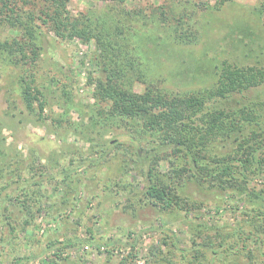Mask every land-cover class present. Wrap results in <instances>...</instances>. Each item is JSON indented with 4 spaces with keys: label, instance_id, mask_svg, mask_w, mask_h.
Returning a JSON list of instances; mask_svg holds the SVG:
<instances>
[{
    "label": "rangeland",
    "instance_id": "obj_1",
    "mask_svg": "<svg viewBox=\"0 0 264 264\" xmlns=\"http://www.w3.org/2000/svg\"><path fill=\"white\" fill-rule=\"evenodd\" d=\"M46 5L23 0L20 11L24 19L28 13L41 16ZM171 9L177 18L189 17L178 31L161 23V12ZM67 10L74 19L90 21L101 44L60 38L37 20L42 32L37 64L0 58V162L11 165V173L0 176V188L8 184L0 192V264H159V259L197 264L188 263L181 251L170 256L152 247L167 252L163 239L171 236L190 251L197 229L210 237L231 235L226 239L234 243L237 230L248 229L246 210L264 205V168L250 175L247 193L188 181L182 193L198 209L158 211L140 200L146 183L141 164L147 159L141 152L139 158L131 131L92 122L100 119L99 111L109 110L95 96L96 83L109 75L107 68L124 71L123 81L135 92L150 87L182 95L214 88L226 62L263 68L264 0H71ZM4 24L2 40L21 36ZM31 75L47 103L42 116L23 101L21 78ZM260 102L264 85L216 98L208 107ZM258 126L264 127V120ZM137 143L157 146L158 138ZM215 147L224 155L237 150L234 137L218 138ZM159 170L167 174L169 161L162 159ZM18 195L30 196L33 217L21 203L7 210V199ZM18 223L13 232L11 224ZM249 262L235 256L218 261Z\"/></svg>",
    "mask_w": 264,
    "mask_h": 264
},
{
    "label": "trees",
    "instance_id": "obj_2",
    "mask_svg": "<svg viewBox=\"0 0 264 264\" xmlns=\"http://www.w3.org/2000/svg\"><path fill=\"white\" fill-rule=\"evenodd\" d=\"M20 1L23 0H0V26L6 20L12 28L22 31L21 36L17 38H0V58H4V61L17 64L21 60L25 62L29 59L30 62H26V65L37 64L42 47V32L39 30L41 26L37 20H42L43 25L60 38H81L86 42L96 39L101 44V33L96 31L90 21L70 16L67 7L71 0H46L47 5L41 16L28 13L25 19L20 11ZM111 1L124 4L127 0ZM174 12L173 9L162 11L161 23L168 24L169 28L178 31L179 27L184 25V20L189 17L184 14L177 18L178 14ZM169 18L173 20L169 21ZM174 20L177 21L175 24ZM29 50L33 54L31 58L26 53ZM104 72L109 75L97 79L95 96L98 102L105 104L109 110L99 111L100 119L93 118L92 122L96 126L121 125L131 131L134 136L132 144L133 147L137 145L139 158L141 152L147 159L141 164L146 180L141 192L142 202L162 213L175 209L195 211L198 205L183 195L181 189L188 181L208 184L211 188L221 190L232 188L243 194L249 191L250 175L264 168V127L258 126L264 120V103H248L233 108H209L208 103L216 98L226 99L230 94L264 85V67L238 66L226 62L214 88L182 95L168 94L150 87L143 93L135 92L130 88L131 83L123 81L124 71L112 72L106 68ZM21 86L27 109L39 112L42 116L47 103L35 75L22 76ZM256 126L259 129H256ZM149 136L158 138L157 146L143 147L141 143H137L147 140ZM222 137H234L237 146L234 153L224 155L214 152L218 138ZM109 145L111 146V142ZM119 145L120 143H117L115 147ZM93 146L96 150L98 144L94 142ZM161 150L164 157L161 156ZM1 154L0 150V157ZM164 158L170 164L167 174H162L159 170L160 162ZM10 169L11 165L0 162V176L4 172L10 174ZM3 186L0 192H3L8 184ZM254 196L258 198V194L255 193ZM29 197L10 196L7 199V210L9 211L13 203H21L26 205L24 207L28 208L30 217H33ZM244 214L249 216L248 229L237 230L232 236L234 243L226 239L231 235L219 233L210 237L205 235V231L197 229L190 251L179 248L176 237L171 236L163 239L164 244L168 246L167 252L156 246L152 247V250L170 256H175L176 251H181L186 259L190 258L188 263L220 264L218 261L224 257L235 256L238 261L243 258L250 260V264H264V205L250 208V211L246 210ZM28 225L27 220L25 227ZM11 228L13 232H17L19 223L11 224ZM159 264L166 263L164 259H159Z\"/></svg>",
    "mask_w": 264,
    "mask_h": 264
}]
</instances>
